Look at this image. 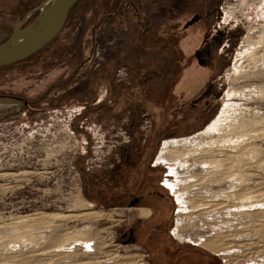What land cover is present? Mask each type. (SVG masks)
<instances>
[{
  "label": "rangeland",
  "instance_id": "rangeland-1",
  "mask_svg": "<svg viewBox=\"0 0 264 264\" xmlns=\"http://www.w3.org/2000/svg\"><path fill=\"white\" fill-rule=\"evenodd\" d=\"M46 2L0 0V43ZM191 2L79 0L51 44L0 68V264H264V0L203 1L219 6L214 35L227 56L219 97L195 102L170 81L181 66L165 34L181 36ZM121 66L129 73L117 81ZM215 120L218 145L202 156L219 167L158 159L170 140L205 146L198 137ZM146 184L158 211L128 241L143 212L129 208L130 191ZM94 210L104 215L50 216ZM157 225L166 230L150 239ZM59 234L74 244L48 251Z\"/></svg>",
  "mask_w": 264,
  "mask_h": 264
},
{
  "label": "flooded vegetation",
  "instance_id": "flooded-vegetation-1",
  "mask_svg": "<svg viewBox=\"0 0 264 264\" xmlns=\"http://www.w3.org/2000/svg\"><path fill=\"white\" fill-rule=\"evenodd\" d=\"M203 1L204 0H193V2L189 4L188 10L193 9L194 4L198 9L194 11L187 20L181 22L182 25L180 29H182V31L178 39L171 43L170 38H172L171 35H174V29L172 31L169 28L165 33L168 36V40H170L168 50L170 52L173 50L172 53L177 56L179 60L178 63L181 66L178 70L181 72L180 81L178 83L176 82L177 79L170 81H174L172 84H176V86L179 87V98L181 97L182 100H187L191 97L190 101L193 102L199 101L201 98L208 101V98L214 100L219 97L217 83L220 75L218 73L219 67L217 59L219 56H221L222 59H224V56H227V54L223 52L224 44L220 46V37L214 35V25H216L217 21L221 18V14L220 16L218 15L219 6L210 7L207 2L205 4L206 7L202 8L204 5ZM179 18L180 16L174 18L173 21H177ZM192 20L194 21L190 23ZM171 23V20H167L168 27ZM180 29L178 28V31ZM222 64H224V62ZM17 99L22 100L21 97H17ZM23 100L25 105H28V102L25 99ZM156 166L157 165L152 164V167ZM159 184L165 186L162 181ZM124 193H126V191ZM130 194L129 208L138 209L140 211L148 209L147 212L150 213L147 216L141 212L140 218H142V220L138 219L134 222L129 228V234L126 232L122 234L123 238L127 237L126 240L129 239L132 242H137L142 228L146 229L152 225L149 219L154 220L158 211L157 208L149 204L151 196L156 194L161 197V195L155 193L154 189H150L147 184L143 185L142 188L138 185L135 189H131ZM147 205L149 207L145 209ZM149 216L151 217L149 218ZM162 228L163 227L160 225L153 227V232L149 233L150 239L156 236L154 234L155 232L166 230L165 227L164 229Z\"/></svg>",
  "mask_w": 264,
  "mask_h": 264
},
{
  "label": "water",
  "instance_id": "water-1",
  "mask_svg": "<svg viewBox=\"0 0 264 264\" xmlns=\"http://www.w3.org/2000/svg\"><path fill=\"white\" fill-rule=\"evenodd\" d=\"M78 1L47 0L29 24L14 30L0 43V68L24 61L51 44L64 29Z\"/></svg>",
  "mask_w": 264,
  "mask_h": 264
},
{
  "label": "bare ground",
  "instance_id": "bare-ground-1",
  "mask_svg": "<svg viewBox=\"0 0 264 264\" xmlns=\"http://www.w3.org/2000/svg\"><path fill=\"white\" fill-rule=\"evenodd\" d=\"M249 40H250L249 38L246 39L247 42ZM256 46L257 45H255V47ZM244 54H247V52ZM253 55L254 54L252 53V55H248V56H250L253 59ZM245 60H246V58H245ZM234 90H236V89L231 88L229 90V94H233ZM219 128H220L219 127V121L215 120L207 128V130L201 134L202 137H198V138L209 137L208 141L205 142V140L207 138L204 140L205 146L199 145L200 142H197V138L195 136L170 140V141L166 142L165 145L161 149V152L158 156V159H163L165 161H179V160L181 161V160L189 159L188 157L192 158L193 155H198L199 157H203L205 159V157L202 156V154L210 152V150L215 145H218V142H219L218 139H214L213 136L216 132H218ZM204 147H206V149ZM210 147H212V148H210ZM193 161H194V166H201V168H206V167L217 168V167H219V165L222 162V160H218V159H211V160H206V161L202 160L201 161L200 158L199 159L193 158ZM202 179L203 178H197V180H202ZM218 204L220 205V203L215 202V205H218ZM209 205L210 204H199L198 207L201 209H205V208H209ZM143 212L146 213L147 211L144 210ZM51 215L54 216V218L57 220L69 221L70 219H73L74 217H80V216L82 218L84 217L85 219L92 218V217H100V216H103L104 213L101 211H95L94 210V211H86V212L77 213V214L54 213V214H50V216ZM69 238H70L69 235H64V234L56 235L54 240H52L53 242L50 245L51 248L48 251L52 252V251L60 249L61 247H65L67 245H70V246L73 245L74 243H69L70 242ZM47 252H43V253L45 255H48Z\"/></svg>",
  "mask_w": 264,
  "mask_h": 264
},
{
  "label": "built area",
  "instance_id": "built-area-1",
  "mask_svg": "<svg viewBox=\"0 0 264 264\" xmlns=\"http://www.w3.org/2000/svg\"><path fill=\"white\" fill-rule=\"evenodd\" d=\"M102 52H103V48L101 46H98L97 51H96V57H98V59L101 61L104 59ZM128 73L129 72L127 70V67L121 66L117 70V73H116L117 81L126 79L128 76ZM127 121L128 120H126V122ZM146 123H147V125H146L147 128L151 127V120L150 119H147ZM120 134L122 135V142H125V143L130 142L131 137H130V134L128 133V130H126V128L120 127ZM116 144H118V141L113 146H115Z\"/></svg>",
  "mask_w": 264,
  "mask_h": 264
},
{
  "label": "trees",
  "instance_id": "trees-1",
  "mask_svg": "<svg viewBox=\"0 0 264 264\" xmlns=\"http://www.w3.org/2000/svg\"><path fill=\"white\" fill-rule=\"evenodd\" d=\"M79 2V1H78ZM72 11V10H71ZM40 12V11H39ZM39 12L37 13V15L39 14ZM31 58V57H30ZM30 58H28V59H30ZM28 59H26V60H28ZM26 60H24V61H26ZM24 61H21V62H24ZM21 62H19V63H21ZM16 64H18V63H16ZM16 64H14V65H16ZM10 66H12V65H9V66H5V67H1V68H6V67H10Z\"/></svg>",
  "mask_w": 264,
  "mask_h": 264
}]
</instances>
